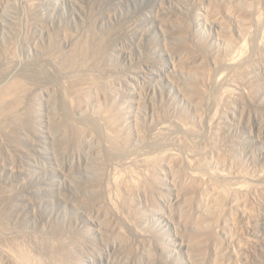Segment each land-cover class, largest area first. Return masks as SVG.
<instances>
[{
    "label": "rangeland",
    "instance_id": "obj_1",
    "mask_svg": "<svg viewBox=\"0 0 264 264\" xmlns=\"http://www.w3.org/2000/svg\"><path fill=\"white\" fill-rule=\"evenodd\" d=\"M68 258L264 264V0H0V264Z\"/></svg>",
    "mask_w": 264,
    "mask_h": 264
},
{
    "label": "bare ground",
    "instance_id": "obj_2",
    "mask_svg": "<svg viewBox=\"0 0 264 264\" xmlns=\"http://www.w3.org/2000/svg\"><path fill=\"white\" fill-rule=\"evenodd\" d=\"M91 34H95V32H91ZM96 46L97 48H98V53H99V55L100 56H102L103 58H105V56H106V54L108 53V43L105 41V38H103V37H98V38H94V37H92V36H88V38H86L85 40H84V42H81L79 45H78V47L75 49V52H74V55H73V57L71 58V61H69L71 64H74V62L78 59V57H80L81 55H85V54H87L89 51H90V49L93 47V46ZM114 45V44H113ZM66 53V52H65ZM62 56V55H61ZM87 57V56H86ZM108 58V57H107ZM66 59V58H65ZM81 59V58H80ZM86 60V59H85ZM84 60V61H85ZM103 60V59H102ZM52 61V60H51ZM50 61V62H51ZM91 61V60H90ZM43 63V62H42ZM70 63L68 64V65H70ZM90 63V62H89ZM92 64V63H91ZM75 65V64H74ZM105 65V64H104ZM68 67H70V66H68ZM77 68V67H76ZM68 69H70V68H68ZM82 70V69H81ZM71 71V70H70ZM73 71V70H72ZM83 71V70H82ZM68 72V71H67ZM44 75V74H43ZM54 75V74H53ZM86 75V74H85ZM81 76H83V75H81ZM46 77V76H45ZM215 95V94H214ZM217 97V96H216ZM217 99V98H216ZM119 108V107H118ZM110 114H111V120H110V122H107L106 123V125H103V126H101L98 122H96V118H95V121L93 120V121H91V124L92 125H94V126H96L100 131H103V133L105 132V131H110V130H112V126L114 125V122H116V120L117 119H119L120 118V114H121V112L122 111H119V109H116L115 107H111L110 108ZM99 118V117H98ZM110 119V118H109ZM109 121V120H108ZM92 127V126H91ZM86 129V128H85ZM115 130V129H114ZM114 130H113V132H114ZM97 133V132H96ZM102 133V132H101ZM116 133V132H115ZM124 133V132H123ZM193 133V132H192ZM80 132H75V138H79L80 137ZM101 135V134H100ZM125 136V135H124ZM111 137H113V138H111V143L113 144V146L115 147V148H119L118 146H119V144L120 143H118L117 142V140H116V138L117 137H114V136H111ZM121 137V136H120ZM74 138V139H75ZM109 138V137H108ZM122 139V138H121ZM108 141V140H107ZM109 142V141H108ZM109 142V143H110ZM112 144L110 145L109 144V146L111 147L112 146ZM122 144V143H121ZM123 147V146H122ZM122 147H120V148H122ZM121 152V151H120ZM122 152H123V150H122ZM119 156V155H118ZM122 157V156H121ZM67 249H68V246H65L63 249H62V251H60V253H58V254H56L55 255V257L56 258H61V256H63V258H64V253L67 251ZM60 254V255H59ZM35 258H37V257H35ZM125 259V258H124ZM42 262V261H41ZM44 264V263H43ZM61 264H78V262H74V260L72 261L70 258H68V259H65V260H63L62 261V263Z\"/></svg>",
    "mask_w": 264,
    "mask_h": 264
}]
</instances>
